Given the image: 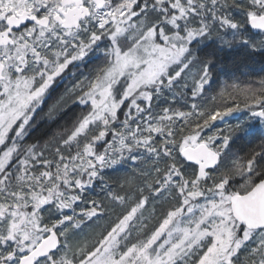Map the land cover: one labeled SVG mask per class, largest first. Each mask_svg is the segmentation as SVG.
I'll return each instance as SVG.
<instances>
[{"label":"snow or ice","instance_id":"obj_1","mask_svg":"<svg viewBox=\"0 0 264 264\" xmlns=\"http://www.w3.org/2000/svg\"><path fill=\"white\" fill-rule=\"evenodd\" d=\"M229 53L264 0H0V264H264V77L218 84Z\"/></svg>","mask_w":264,"mask_h":264},{"label":"trees","instance_id":"obj_2","mask_svg":"<svg viewBox=\"0 0 264 264\" xmlns=\"http://www.w3.org/2000/svg\"><path fill=\"white\" fill-rule=\"evenodd\" d=\"M220 64L221 70L218 75V84L220 82L231 84L234 81L246 83L249 81H258L261 77H264V55L259 53L253 56H245L242 53L222 54L220 57ZM65 83L67 84V81ZM218 84L214 85V87H218ZM61 87L63 88L64 85H61ZM229 122L235 123L236 121L231 120ZM58 123H62V121ZM216 127L222 128L224 125L217 123ZM56 128V124L51 126L41 124L32 132L27 142L35 143L39 141L43 144L44 140H46ZM214 130L215 129H213V131ZM238 146H243V143L238 142L237 145H233L234 148ZM106 175L111 176L113 174L109 172L106 173Z\"/></svg>","mask_w":264,"mask_h":264},{"label":"rangeland","instance_id":"obj_3","mask_svg":"<svg viewBox=\"0 0 264 264\" xmlns=\"http://www.w3.org/2000/svg\"><path fill=\"white\" fill-rule=\"evenodd\" d=\"M61 88H62V87H61ZM205 134H206V135H210L211 132H208V133L206 132ZM109 138H110V137H109ZM84 232L87 233V232H88V229L86 228V229L84 230ZM77 238H78V239H83V238H85V237H84V234L81 233Z\"/></svg>","mask_w":264,"mask_h":264}]
</instances>
